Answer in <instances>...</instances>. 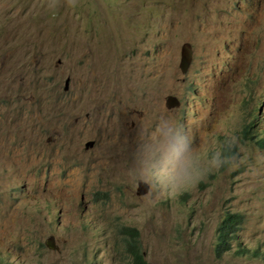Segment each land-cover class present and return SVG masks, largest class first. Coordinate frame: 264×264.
Instances as JSON below:
<instances>
[{"label":"rangeland","instance_id":"374dc122","mask_svg":"<svg viewBox=\"0 0 264 264\" xmlns=\"http://www.w3.org/2000/svg\"><path fill=\"white\" fill-rule=\"evenodd\" d=\"M0 89V264H264V0H0Z\"/></svg>","mask_w":264,"mask_h":264},{"label":"trees","instance_id":"16d2710c","mask_svg":"<svg viewBox=\"0 0 264 264\" xmlns=\"http://www.w3.org/2000/svg\"><path fill=\"white\" fill-rule=\"evenodd\" d=\"M241 222L242 216L238 213H227L221 219L216 229V241L213 247L216 257H221L225 252L230 251L231 244L237 239ZM122 233L125 236L126 251L131 258L130 264H146L143 258L138 255V232L132 228H123ZM240 252L244 253L245 250Z\"/></svg>","mask_w":264,"mask_h":264},{"label":"clouds","instance_id":"9594fccd","mask_svg":"<svg viewBox=\"0 0 264 264\" xmlns=\"http://www.w3.org/2000/svg\"><path fill=\"white\" fill-rule=\"evenodd\" d=\"M69 3H70L71 6H74V0H69ZM245 65H246L247 69H249L251 72H253L256 69L254 63L251 60H247ZM189 69H190V66H189V68H188L186 73H182L181 72L182 75H186L188 73ZM169 96H172V95H169ZM172 97H175V96H172ZM176 99L178 100V98H176ZM179 106H180V101H179ZM178 107H174V108H178ZM174 108H172V109H174ZM261 108H262V101H258L257 105L254 107V112H255V118L256 119H259V118L262 117L263 111H261ZM253 128H254V123H250V124L245 126V130L243 131V139L244 140H246V141L247 140L254 141L256 139V137L259 135L260 131L259 130H255ZM256 143H257V145H258V147L260 149L264 148V140L262 138L258 139L256 141ZM189 167H190V161L187 159V157H185L183 160L180 161V164L178 166V172H177V177H178L179 180L184 181V180H186L188 178V176H189V173H188ZM138 234H139V232H138ZM138 240H139V243H138L139 254L138 255H139L140 258L142 257L144 259L145 252L142 253L141 250H140L142 248V245L140 244V237H138ZM122 246H123V249L126 248L125 236H123ZM142 251H144L143 248H142ZM131 255H132V251H131ZM216 258H220V257H216ZM130 263H131V258H130L129 253H128V263L127 264H130Z\"/></svg>","mask_w":264,"mask_h":264},{"label":"water","instance_id":"95a60500","mask_svg":"<svg viewBox=\"0 0 264 264\" xmlns=\"http://www.w3.org/2000/svg\"><path fill=\"white\" fill-rule=\"evenodd\" d=\"M190 52L189 50H187V48L185 46H183L181 48V58H180V62H179V69L182 73H186L188 68H189V65H190V62H191V58H190ZM166 107L168 109H172L174 107H178L179 106V101L175 98V97H172V96H168L167 99H166ZM93 146V142L91 141H88L86 142L85 144V149H88L90 147ZM147 192V187L144 185V184H139L138 185V189H137V194L139 196L145 194ZM53 246V245H51Z\"/></svg>","mask_w":264,"mask_h":264},{"label":"bare ground","instance_id":"6f19581e","mask_svg":"<svg viewBox=\"0 0 264 264\" xmlns=\"http://www.w3.org/2000/svg\"><path fill=\"white\" fill-rule=\"evenodd\" d=\"M1 90V89H0ZM0 93H4V91H1Z\"/></svg>","mask_w":264,"mask_h":264}]
</instances>
